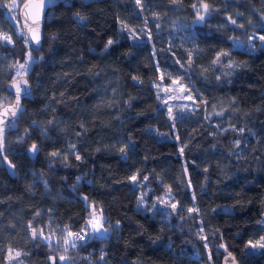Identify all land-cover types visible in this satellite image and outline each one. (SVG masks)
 Returning a JSON list of instances; mask_svg holds the SVG:
<instances>
[{
  "label": "trees",
  "instance_id": "16d2710c",
  "mask_svg": "<svg viewBox=\"0 0 264 264\" xmlns=\"http://www.w3.org/2000/svg\"><path fill=\"white\" fill-rule=\"evenodd\" d=\"M11 1L0 0V110L21 65L30 93L6 136L8 166L0 158V264L12 252L61 264L33 229L84 233L92 206L109 231L76 243L75 264H220L219 247L264 264L249 245L264 237V43L249 41L264 35V0H51L38 48L9 21ZM201 3L216 11L197 22ZM160 69L199 107L170 118ZM132 176L148 178L146 207L170 190L183 223L140 208Z\"/></svg>",
  "mask_w": 264,
  "mask_h": 264
},
{
  "label": "rangeland",
  "instance_id": "374dc122",
  "mask_svg": "<svg viewBox=\"0 0 264 264\" xmlns=\"http://www.w3.org/2000/svg\"><path fill=\"white\" fill-rule=\"evenodd\" d=\"M13 0L8 4H12ZM26 3V2H25ZM15 7L9 11V8L7 7L6 9V15L9 19V21L11 23H13L18 29H19V25H20V19H19V13H20V8L22 7L21 4L18 3V0H15ZM6 36H2V39L5 41L10 42L9 39H5ZM8 38V37H7ZM29 60V59H28ZM21 68V67H20ZM18 68V70L15 72V77L17 78L16 80L19 79H23V75H22V69ZM159 79L156 83H154L153 87L155 90H159V92L161 93L162 96V104H164L166 106L167 109H169V107L171 109H176L177 111H181L183 109H196L199 107V95L197 93V91L194 88L191 87H187L185 85V83L179 81V78L174 75L173 73L169 72L167 69H160L159 71ZM175 82V84L173 83ZM191 96L192 99H187L185 97ZM193 100L195 101V103H193ZM165 101H167V104H165ZM133 184L135 186H137L139 188L140 192V198L143 196V194L147 193L148 188L144 187L146 184V180L144 178L140 179V180H136L133 181ZM143 190H145L146 192H143ZM140 198H139V206L140 208H142L143 210L148 208V209H154L155 207L161 209L163 211V213L165 214H174V213H179V223H183V220H185V215L183 214V212L179 211L177 208V203L175 202V200L173 199L172 195L169 194V192H166L164 194H161L159 197H154V202L153 204H151V206L146 207V197L145 195L143 196V201L140 202ZM158 198L163 199L165 201H169V205H166L164 203H159L158 202ZM155 204V207H153V205ZM170 204H176V209H172L170 207ZM190 208H187L186 210H188ZM192 209V208H191ZM92 213H95V218L99 219L102 215L100 213V211L98 209H96L95 207H91V211L89 213V216L86 219V222L92 218ZM191 212H187V214H190ZM188 216V215H186ZM86 222L83 228L84 234L87 237H92V235H90L92 229H91V225H88L86 227ZM263 224H264V218H263ZM104 229H106V234H101V235H95L96 237H101V236H107L108 234V229L105 228L104 224H103ZM70 231L68 230H63L61 232H49L48 231V226L44 227L43 229H37L36 230V236H38L40 238V240L42 242H45L43 237H50L51 238V246H49V248H51L59 257L60 256H65L67 258L70 259V264H75V260H78L75 256V253L73 250L74 248H76L78 245L76 244V247H71L68 244L64 243V240L68 238V233ZM42 233V235H41ZM72 233V238L74 239L75 237V233ZM31 237H33L32 233H31ZM49 245L48 242H45ZM253 245H257L256 243H254ZM66 249V251H65ZM219 249L221 251H223V253L228 252L226 248L224 247H219ZM258 249L257 247H252V250ZM17 253L18 252H12L11 254H9L8 256V261L7 264H22L20 261H17ZM72 254V255H71ZM101 258L99 257V260ZM60 262V261H59ZM91 264H94L93 261H90Z\"/></svg>",
  "mask_w": 264,
  "mask_h": 264
},
{
  "label": "snow or ice",
  "instance_id": "6c2138e0",
  "mask_svg": "<svg viewBox=\"0 0 264 264\" xmlns=\"http://www.w3.org/2000/svg\"><path fill=\"white\" fill-rule=\"evenodd\" d=\"M136 3L139 5L140 4V0H136ZM47 5V0H42V6H46ZM15 0H13V3L10 4V5H7L6 7L9 8V11H11L14 7H15ZM193 8L194 10L196 11V19H197V22H200V21H204L206 19V15L205 14H208L210 15L211 12L213 11H216L215 9H212L209 7L208 4L206 3H201L200 7H196V5H193ZM202 9V11H201ZM78 19H82L81 17H77ZM228 19L231 21V23L233 25L236 24V21L233 20L231 17H228ZM240 27H243V25H240ZM5 39H10V38H5ZM33 39L36 40L37 42L39 41V36L38 35H33ZM133 39H135V37H133ZM232 39L233 41H236L237 43H241L238 41V38H230ZM255 39H259L262 43H264V35H260V36H257V35H253V36H250L249 37V41H253ZM113 42L111 40L108 41V44L111 45ZM107 47V46H106ZM229 53L228 52H220V53H217V56H216V60L214 61V63L216 62H219L223 57H226L228 56ZM29 59H31V54L29 53ZM21 69H23L25 67V65H21L20 66ZM183 67V66H182ZM175 84V82H173ZM23 85L24 87L22 88L21 87V83L19 81H17L15 83V90H16V105L13 109H6L3 113V117L2 119H0V149H2V146H3V134H4V130H5V127L7 126H11L13 124V121H9L7 120V117L9 116V112L11 114V117L15 118L18 114L19 111H22L21 107H20V104H19V99H20V95L22 92H24L27 88V81L24 80L23 81ZM187 99H192L191 96H188V97H185ZM193 103H195V101L193 100ZM165 104H167V101H165ZM168 114H169V117L172 118V119H175L176 117L173 116V113H172V109L169 107L168 109ZM239 143V142H237ZM30 152L32 153H35L38 151V148L35 144L32 145L31 149L29 150ZM121 151H123V149H121ZM53 155H56L55 153H53ZM81 157L79 155L76 156V159L79 160ZM6 159V158H5ZM145 180H147L148 178L147 177H144ZM131 180L132 181H136L137 180V177L136 176H132L131 177ZM169 194H170V190H169ZM143 201V196L140 198V202ZM158 202L159 203H164L166 205H169V201H165L163 199H160L158 198ZM153 207H155V204L153 205ZM170 207L172 209H176V204H170ZM189 212H192V211H198L196 209H188ZM103 222H104V218L101 216L99 219H96L95 218V213H92V218L89 219L87 222H86V227L88 225H91V233L90 235L92 236H95V235H101V234H106V229H104L103 227ZM203 230L201 229V232ZM32 235H33V238H36V230L33 229V232H32ZM42 235V233H41ZM72 233H68V238L64 240V243L65 244H68L70 245L71 247H76V242L77 241H82L86 238L85 235H80V234H77L75 239L72 238ZM202 239H207L206 237H201ZM44 241L45 242H48L49 243V246H51V238L50 237H43ZM249 245L251 247H261V248H264V237L261 238V242L259 243V245H253L251 244V242H249ZM205 248H207V244L205 243L204 245ZM66 251V249H65ZM19 255V253H17V256ZM229 256H231V253H229ZM208 257H209V260H211V253L209 252L208 254ZM227 259V258H226ZM50 260L52 261V264H56V258L55 257H50ZM59 261L61 262V264H70V259L65 257V256H60L59 257Z\"/></svg>",
  "mask_w": 264,
  "mask_h": 264
},
{
  "label": "water",
  "instance_id": "95a60500",
  "mask_svg": "<svg viewBox=\"0 0 264 264\" xmlns=\"http://www.w3.org/2000/svg\"><path fill=\"white\" fill-rule=\"evenodd\" d=\"M51 0H47V5L42 6V0H30L22 5L20 8V13H19V19H20V28L23 32V35L25 36L27 42L32 48H38L42 42L43 39V20L44 16L51 6ZM33 35H38L39 36V41L37 42L36 40L33 39ZM25 79H20L16 81H12L7 85V90L14 96V100L11 104L5 106L3 109L0 110V119L4 118L3 113L6 109L10 110L13 109L16 105V90H15V83L19 81L21 83V87L23 88V81ZM30 93L29 85L27 82V88L24 92L21 93L20 99H19V104L21 109L23 110L22 106V100L25 95ZM22 111H19L17 116L15 118L11 117V114L9 112V116L7 117V120L13 121V124L11 126L5 127L4 134H3V146L2 149H0V158L4 162L6 166H8V161L5 156V141H6V136L9 132L14 131L17 128V118L19 114ZM31 149V148H30ZM29 149V150H30ZM35 153H32L29 151V155L31 157L34 156ZM6 158V159H5ZM9 170L11 172L12 168L9 167ZM230 252H226L222 255L220 259V264H240L237 258L235 257L234 254L231 253V256H229ZM53 257V256H51ZM227 258V259H226ZM49 261L52 264V261Z\"/></svg>",
  "mask_w": 264,
  "mask_h": 264
},
{
  "label": "built area",
  "instance_id": "2783aa9c",
  "mask_svg": "<svg viewBox=\"0 0 264 264\" xmlns=\"http://www.w3.org/2000/svg\"><path fill=\"white\" fill-rule=\"evenodd\" d=\"M77 234H80V235H85L83 232H79V233H77ZM76 234V235H77ZM76 237V236H75ZM75 239V238H74ZM85 240V239H84ZM84 240H82V241H77L76 243H80V242H83Z\"/></svg>",
  "mask_w": 264,
  "mask_h": 264
}]
</instances>
